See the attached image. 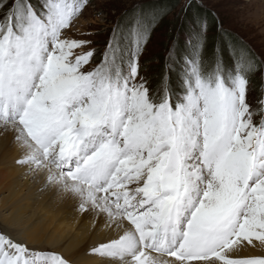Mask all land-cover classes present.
<instances>
[{"label":"snow or ice","instance_id":"snow-or-ice-1","mask_svg":"<svg viewBox=\"0 0 264 264\" xmlns=\"http://www.w3.org/2000/svg\"><path fill=\"white\" fill-rule=\"evenodd\" d=\"M90 3L0 0V139L16 166L102 234L97 264H264V48L184 0L154 86L143 58L172 9L134 0L101 44L76 25ZM186 35L197 42L175 92L169 59ZM0 264L77 261L5 220Z\"/></svg>","mask_w":264,"mask_h":264},{"label":"bare ground","instance_id":"bare-ground-1","mask_svg":"<svg viewBox=\"0 0 264 264\" xmlns=\"http://www.w3.org/2000/svg\"><path fill=\"white\" fill-rule=\"evenodd\" d=\"M17 155L10 139H0V223L7 220L10 226L36 235L73 255L77 264H97L88 250L102 234L94 233L89 222L73 212L71 201L61 202L49 194L37 197L38 185L16 166Z\"/></svg>","mask_w":264,"mask_h":264},{"label":"rangeland","instance_id":"rangeland-1","mask_svg":"<svg viewBox=\"0 0 264 264\" xmlns=\"http://www.w3.org/2000/svg\"><path fill=\"white\" fill-rule=\"evenodd\" d=\"M133 3L134 0H91L89 6L76 21V25L81 32L97 33L89 38L102 44L114 20ZM183 3L184 0L170 15L171 18L179 14ZM207 3L226 28L238 34L256 50L264 48V0H207ZM166 37L163 31L156 29L155 35L146 46L147 51L143 59H151L157 53L163 52ZM156 64H158L157 61L148 63V65ZM148 71L151 74V68ZM253 79L255 81V77Z\"/></svg>","mask_w":264,"mask_h":264},{"label":"trees","instance_id":"trees-1","mask_svg":"<svg viewBox=\"0 0 264 264\" xmlns=\"http://www.w3.org/2000/svg\"><path fill=\"white\" fill-rule=\"evenodd\" d=\"M181 1L182 0H161V2L165 5V7L172 9V14L176 10L178 5L181 3ZM126 10L127 9H125V11ZM125 11L123 13H125ZM215 15L216 17H218L216 13ZM173 17H176V19L174 20L173 18H171V16H169L168 19L165 20V22L162 25H160V27L158 28L159 31H163L164 35L167 36L166 37L167 40L170 38L169 33L173 29L180 32L184 31L183 22L180 21L178 14H176V16ZM219 22H221V20L218 17L217 23ZM167 40L163 44L164 50L166 48ZM196 42H197L196 37L192 35H186L183 39L178 40L177 46L173 50L172 56L169 59L170 70L168 71V75L165 83L166 85H170L172 90L175 92L180 91V85L182 84L181 66L183 65L186 57H190L193 55L195 51ZM213 48H214L213 36L209 34V36L207 37L206 50H205V55L207 57L211 56ZM220 57L222 58L223 66L225 72L227 73V77L231 78L233 71L235 69V63L232 54L229 52L227 46L223 43V41H221ZM153 61H159V63L156 65H148V63H151ZM143 63L148 65V70L150 68L152 70L150 75L152 76L154 86L159 85L161 73L163 69V63H164V51L161 53H157L151 59L148 60L143 59Z\"/></svg>","mask_w":264,"mask_h":264}]
</instances>
